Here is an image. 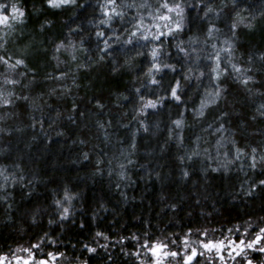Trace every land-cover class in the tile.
<instances>
[{"label":"clouds","instance_id":"9594fccd","mask_svg":"<svg viewBox=\"0 0 264 264\" xmlns=\"http://www.w3.org/2000/svg\"><path fill=\"white\" fill-rule=\"evenodd\" d=\"M108 7L0 0V254L157 264L223 223L264 264V0Z\"/></svg>","mask_w":264,"mask_h":264},{"label":"snow or ice","instance_id":"6c2138e0","mask_svg":"<svg viewBox=\"0 0 264 264\" xmlns=\"http://www.w3.org/2000/svg\"><path fill=\"white\" fill-rule=\"evenodd\" d=\"M107 3L110 5V7L105 9V13L108 15H111V13L114 11V8L111 7L113 5L114 0H107ZM15 12L16 9H13ZM170 18V17H169ZM3 20H7V15L2 16ZM177 29H179V24L175 26ZM135 31V30H134ZM102 35V34H101ZM107 44V42H105ZM217 60H219V56H217ZM153 67L159 68V64H154ZM216 77L219 80V72H216ZM244 83H248L247 79H245ZM179 81L176 82L175 86L171 88V94L173 96H176L178 99L180 98L178 95V89H179ZM151 103V102H150ZM203 106V105H202ZM177 124H180V121H176ZM251 160L253 164L255 163L256 156H255V150H253V154L251 155ZM261 184L264 185V181H261ZM200 238L198 239V242L196 244H193L191 241V238L189 236L183 237V245L180 250H170L168 249L167 245L162 244L160 242H153L152 247L150 248V251L155 255L157 264H160V260L162 257H168L171 258V256H179L180 251H184V255L182 257L184 264H198L200 258L203 256L205 252L210 253L211 255H214L215 258H219V260L222 261V264H227L225 256L222 254V250H225L228 252H235L237 251L236 245L240 243L239 236L236 237L234 240L231 239H225L224 237L220 238H210L208 232L198 233L197 234ZM175 247V246H173ZM31 251L30 249L28 250ZM14 260L20 262L23 261V264H28L29 260H35L33 255H28L27 259H24V257L18 255L13 257ZM0 260L2 261H8L6 258V255L0 254ZM10 264V262H9ZM39 264H49L48 260H40Z\"/></svg>","mask_w":264,"mask_h":264},{"label":"trees","instance_id":"16d2710c","mask_svg":"<svg viewBox=\"0 0 264 264\" xmlns=\"http://www.w3.org/2000/svg\"><path fill=\"white\" fill-rule=\"evenodd\" d=\"M98 7V6H97ZM192 146L193 147H196V143H195V137H193V141H192ZM246 163H250V158H246V161H245ZM141 187V185L138 183L137 184V187L135 188V189H132V188H130L129 189V194L130 195H137L138 194V190H139V188ZM105 195H107V192H105ZM117 195H118V193H117ZM129 216H130V213H129ZM109 231H110V234L111 235H115V231H114V229H109ZM227 234V228L224 226V224L222 223V224H220L219 225V228H218V232H217V235H219L220 237H223V235H226ZM237 237H238V235H237ZM213 238H216L215 236H213ZM129 243V246L131 247V246H133L132 245V242H128ZM118 250V249H117ZM170 250H174V249H170ZM222 254L225 256V258L227 259V251H225V250H222ZM20 256H22V257H24V258H28V255H25L24 253H21V255ZM33 256H34V258L36 259V258H39L40 260H48V258L46 257V256H42V255H40L39 253H36V252H34L33 253ZM30 261V263L29 264H33V261L34 260H29ZM216 261H219V258L217 257L216 258ZM6 262V261H5ZM8 263L10 262V263H14V262H18V261H16V260H14V259H12L11 261H7ZM19 263V262H18ZM213 264H216V262L215 261H213Z\"/></svg>","mask_w":264,"mask_h":264},{"label":"flooded vegetation","instance_id":"af4514ba","mask_svg":"<svg viewBox=\"0 0 264 264\" xmlns=\"http://www.w3.org/2000/svg\"><path fill=\"white\" fill-rule=\"evenodd\" d=\"M15 263H18V262H14V263H10V264H15ZM0 264H9V263H6L5 261H1Z\"/></svg>","mask_w":264,"mask_h":264},{"label":"rangeland","instance_id":"374dc122","mask_svg":"<svg viewBox=\"0 0 264 264\" xmlns=\"http://www.w3.org/2000/svg\"><path fill=\"white\" fill-rule=\"evenodd\" d=\"M24 259H27V258H24ZM2 260H0V262H1ZM6 263H8V262H6ZM30 263V261H28V264ZM15 264H18V263H15ZM19 264H23V261H20L19 262Z\"/></svg>","mask_w":264,"mask_h":264}]
</instances>
